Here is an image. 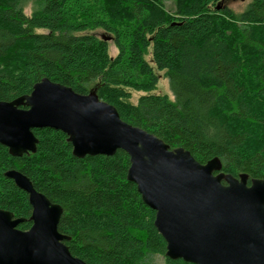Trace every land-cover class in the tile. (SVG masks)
I'll list each match as a JSON object with an SVG mask.
<instances>
[{
    "label": "trees",
    "instance_id": "16d2710c",
    "mask_svg": "<svg viewBox=\"0 0 264 264\" xmlns=\"http://www.w3.org/2000/svg\"><path fill=\"white\" fill-rule=\"evenodd\" d=\"M173 1L174 9L165 8ZM0 0V100L29 94L42 78L95 92L120 118L183 147L200 163L218 158L224 173L264 179V0L234 12L222 0ZM103 30L101 35L95 30ZM111 39L116 54L108 52ZM164 72L174 99L131 91L155 88ZM36 151L11 156L0 144V208L30 227L16 169L62 207L57 229L87 264H194L165 256L155 211L126 177L128 154H72L67 136L33 128Z\"/></svg>",
    "mask_w": 264,
    "mask_h": 264
},
{
    "label": "water",
    "instance_id": "95a60500",
    "mask_svg": "<svg viewBox=\"0 0 264 264\" xmlns=\"http://www.w3.org/2000/svg\"><path fill=\"white\" fill-rule=\"evenodd\" d=\"M67 136L76 157H129L126 177L155 211L153 224L165 241V256L194 264H264V179L221 170L214 157L198 162L183 147L123 121L116 108L90 91L42 78L29 94L0 100V144L11 156L36 151L33 128ZM5 176L26 192L31 225L0 208V264H87L64 244L57 225L62 207L37 191L16 169Z\"/></svg>",
    "mask_w": 264,
    "mask_h": 264
},
{
    "label": "rangeland",
    "instance_id": "374dc122",
    "mask_svg": "<svg viewBox=\"0 0 264 264\" xmlns=\"http://www.w3.org/2000/svg\"><path fill=\"white\" fill-rule=\"evenodd\" d=\"M223 4L227 5L230 7L234 12L238 13L241 12L249 0H222ZM165 8L169 11H173L174 9V2L173 1H167L164 3ZM33 5L32 0H27L25 6H24V11L28 14L30 13L31 7ZM96 34L101 35L103 33V30H95L94 31ZM108 52L111 57H113L116 54V48L112 43V40H108ZM151 45L148 47V52L145 55V59L152 65L154 68L155 73L158 75V81L154 89L148 92H141V91H131V98L130 101L135 103L139 95L145 94V93H151V94H166L170 99H174L173 93L170 89L169 83L167 78L164 76L163 71H159L155 68V65L151 61ZM149 264H165L164 258L161 255H153L150 260Z\"/></svg>",
    "mask_w": 264,
    "mask_h": 264
}]
</instances>
